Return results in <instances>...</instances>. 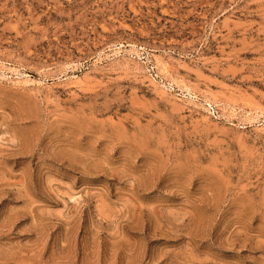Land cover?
<instances>
[{
	"label": "rangeland",
	"instance_id": "1",
	"mask_svg": "<svg viewBox=\"0 0 264 264\" xmlns=\"http://www.w3.org/2000/svg\"><path fill=\"white\" fill-rule=\"evenodd\" d=\"M0 264H264V0H0Z\"/></svg>",
	"mask_w": 264,
	"mask_h": 264
}]
</instances>
